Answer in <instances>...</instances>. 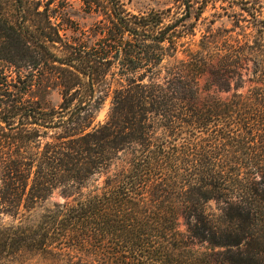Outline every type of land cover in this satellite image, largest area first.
Listing matches in <instances>:
<instances>
[{"label": "trees", "instance_id": "obj_1", "mask_svg": "<svg viewBox=\"0 0 264 264\" xmlns=\"http://www.w3.org/2000/svg\"><path fill=\"white\" fill-rule=\"evenodd\" d=\"M32 1L0 0V215L19 218L0 222V263L264 264V40L219 59L209 28L188 50L209 0H81L104 12L82 36L68 0ZM247 59L254 85L217 96ZM56 189L71 199L20 219Z\"/></svg>", "mask_w": 264, "mask_h": 264}, {"label": "rangeland", "instance_id": "obj_2", "mask_svg": "<svg viewBox=\"0 0 264 264\" xmlns=\"http://www.w3.org/2000/svg\"><path fill=\"white\" fill-rule=\"evenodd\" d=\"M127 8L133 12H143L150 9H163L167 6H172L173 0H125ZM39 2L33 0L31 3ZM244 4V5H242ZM64 14L68 18L67 25L77 29L76 31L68 30V33L80 35L81 32L96 29L104 23V12H90L85 9V4L81 0H68L64 4ZM41 8V6H39ZM64 14H62L64 16ZM98 24V25H96ZM209 28L215 34L217 43L216 50L218 58H222L226 53L233 48L242 47L244 54H250L254 51L252 44L255 41L261 42L264 40V0H209V3L204 8L201 19L195 27V35L188 40L186 48L194 50L197 45L195 42L206 33ZM82 36V34H81ZM84 36V35H83ZM237 46V47H236ZM259 61L264 64V48L255 49ZM187 50L180 49L175 54L176 59L185 58ZM255 68L252 60H243L241 65L237 66L236 75L229 80L230 87L227 90L215 89L213 92L220 98H228L233 92L245 94L247 90L254 85L252 72ZM237 74L240 76L238 86ZM54 102L59 100V95L56 92L51 94ZM110 106V97H106L99 111L96 114L95 120L103 122L107 116ZM128 157L127 152H121L119 159L109 166L106 170L91 176L81 191L98 190L102 185L106 175L119 170ZM72 196H63L59 189H56L43 202L35 205L31 210L25 212L22 219L25 222H35L42 211L50 206L53 202H61L70 200ZM19 218H12L8 215H0V222L9 223L17 221ZM183 228V224L180 226ZM0 264H53L41 254L23 253L11 259L5 260Z\"/></svg>", "mask_w": 264, "mask_h": 264}]
</instances>
